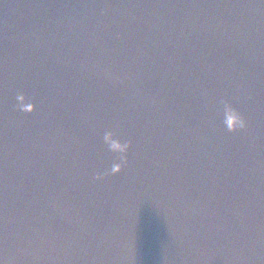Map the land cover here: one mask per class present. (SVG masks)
Returning a JSON list of instances; mask_svg holds the SVG:
<instances>
[{"label": "water", "instance_id": "95a60500", "mask_svg": "<svg viewBox=\"0 0 264 264\" xmlns=\"http://www.w3.org/2000/svg\"><path fill=\"white\" fill-rule=\"evenodd\" d=\"M0 181L5 264H264V0H0Z\"/></svg>", "mask_w": 264, "mask_h": 264}, {"label": "clouds", "instance_id": "9594fccd", "mask_svg": "<svg viewBox=\"0 0 264 264\" xmlns=\"http://www.w3.org/2000/svg\"><path fill=\"white\" fill-rule=\"evenodd\" d=\"M104 13H102L103 15ZM17 104L16 110L26 114H35L37 112V105L26 99V96L21 93L16 96ZM220 103L224 105L225 120L224 125L229 132L238 133L246 131L249 127L248 120L227 100H221ZM103 144L106 145L108 151L117 154L118 159L112 163L109 171L95 176L97 182L105 180L108 176H119L125 172L129 166V153L133 145L129 140L120 138L113 130H106L102 137Z\"/></svg>", "mask_w": 264, "mask_h": 264}, {"label": "snow or ice", "instance_id": "6c2138e0", "mask_svg": "<svg viewBox=\"0 0 264 264\" xmlns=\"http://www.w3.org/2000/svg\"><path fill=\"white\" fill-rule=\"evenodd\" d=\"M120 6L131 7L135 5L132 3H129L127 5H120ZM106 14L107 13L104 12L103 15H106ZM0 183H2V181H0ZM0 208H3V211H0V245H2L6 242V239H7L6 199L4 200L3 204H0ZM0 264H5V261L3 259H0Z\"/></svg>", "mask_w": 264, "mask_h": 264}]
</instances>
